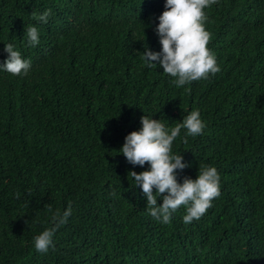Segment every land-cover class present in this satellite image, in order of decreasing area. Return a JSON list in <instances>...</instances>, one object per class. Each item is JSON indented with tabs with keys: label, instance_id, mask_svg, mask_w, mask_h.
<instances>
[{
	"label": "trees",
	"instance_id": "obj_1",
	"mask_svg": "<svg viewBox=\"0 0 264 264\" xmlns=\"http://www.w3.org/2000/svg\"><path fill=\"white\" fill-rule=\"evenodd\" d=\"M165 4L0 0V64L9 43L31 62L27 75L0 67V264H264V0L205 9L221 70L182 87L143 57L162 50ZM48 10V22L38 20ZM194 110L205 128L186 143L181 128L173 141L189 165L177 180L215 167L220 195L199 220L185 224L181 206L164 224L129 173L150 165L119 149L144 115L170 130ZM69 204L54 247L38 252L34 238Z\"/></svg>",
	"mask_w": 264,
	"mask_h": 264
},
{
	"label": "clouds",
	"instance_id": "obj_2",
	"mask_svg": "<svg viewBox=\"0 0 264 264\" xmlns=\"http://www.w3.org/2000/svg\"><path fill=\"white\" fill-rule=\"evenodd\" d=\"M217 3V0H166L165 11L159 17L156 32L160 37L162 50L154 52L147 48L143 52L146 64L162 66L163 72L175 78L177 87L187 83L208 79L210 75L220 72L214 53L209 49L211 33L205 22L209 19L205 9ZM51 10L44 12L38 20L48 22ZM28 44H39L37 27H27ZM5 51L9 54L0 67L8 73L19 76L27 75L31 62L22 58L20 51L12 44H6ZM142 129L132 131L125 138L120 150L129 163L143 167L150 165V170L140 173L130 171L136 185L141 186L147 199V210L158 222L168 224L172 213L181 206H186L185 224L199 220L212 206V201L220 195V176L215 167L199 168L198 178L185 177L183 183L178 182L176 170H183L189 165L182 155L172 154L173 141L179 136L181 128L187 130V136L202 134L205 124L199 111H192L183 118L182 124H177L170 130L160 120L141 117ZM156 189L154 193L153 189ZM19 197V193L16 194ZM163 197V203L158 204V197ZM53 213L51 207L48 208ZM72 213L71 204L61 214L58 210L52 214L53 227L44 230L34 238V247L40 253H47L53 245L56 230L67 223ZM210 238L206 240L205 245ZM213 241L205 248L212 249ZM224 244L219 240L218 248ZM188 251V250H186ZM192 254V253H189Z\"/></svg>",
	"mask_w": 264,
	"mask_h": 264
}]
</instances>
